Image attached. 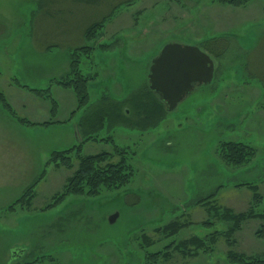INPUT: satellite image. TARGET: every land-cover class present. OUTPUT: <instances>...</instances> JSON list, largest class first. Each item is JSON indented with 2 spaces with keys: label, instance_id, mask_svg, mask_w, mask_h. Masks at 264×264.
<instances>
[{
  "label": "rangeland",
  "instance_id": "1",
  "mask_svg": "<svg viewBox=\"0 0 264 264\" xmlns=\"http://www.w3.org/2000/svg\"><path fill=\"white\" fill-rule=\"evenodd\" d=\"M248 4L231 7L211 0H0V90L19 114L33 115L30 97L22 101L32 91L17 87L15 80L35 88L50 85L53 78L68 70L69 51L86 45L85 27L108 14L110 18L95 37L92 56L80 62L82 72L93 77L88 81L90 102L103 93L120 100L145 87L150 61L168 41L196 45L214 61L211 82L196 86L157 126L145 132L120 126L110 132L116 144L127 149L126 156L134 168L126 186L92 196L70 195L47 207L78 162L73 156L71 168L48 166L45 179L36 187L34 210L24 214L17 210L9 226L4 225L6 221L0 225V264H145L146 254L164 250L171 241L229 227L227 220L212 217L203 205L194 204L219 185L222 187L213 201L218 208L247 211L251 191L241 183H252L262 196L255 208L264 212V163L260 161L264 140L257 139L255 104L251 102L254 108L242 113L253 117L248 124L242 121L241 111L227 105L252 101L254 94L246 92L252 84H259L251 72L253 53H246L256 31L249 26H264V0ZM252 15L254 19L249 18ZM220 50L223 52L215 55ZM115 56L117 63L112 64ZM10 77L12 84L8 83ZM237 88L245 95L237 94ZM50 90L61 101L63 112L76 102L70 89L53 83ZM229 90L233 92L223 94ZM82 110L74 109L65 128L52 127L54 141L47 130L41 131L42 147H54L55 141L58 149L78 143L73 122ZM99 134L106 136V129ZM228 140L251 147L254 153L247 163L236 166L222 160L217 149L219 143ZM102 150L112 152V145L90 140L82 153ZM118 158L114 155L112 160ZM20 180L11 179V187L2 188L0 212L5 199L12 202L20 196ZM7 206L4 212L9 211ZM209 217L214 223L202 225ZM174 220L183 225L168 238L164 227ZM260 223L255 217L243 220L231 246L221 235L215 249L207 253L184 256L173 246L169 258H160L156 264H232L226 255L229 250L264 257V242L254 236ZM8 242L12 247L19 245L18 249L21 246L25 255L13 250L9 253Z\"/></svg>",
  "mask_w": 264,
  "mask_h": 264
},
{
  "label": "trees",
  "instance_id": "2",
  "mask_svg": "<svg viewBox=\"0 0 264 264\" xmlns=\"http://www.w3.org/2000/svg\"><path fill=\"white\" fill-rule=\"evenodd\" d=\"M173 1L177 2L179 0ZM211 2L225 4L231 7H245L252 0H211ZM108 18H110L109 14L85 27L84 38L87 40L86 45L75 47L69 51L68 70L64 75L53 78L50 81V85L35 88L15 80L17 87H21L30 92L32 91L38 98L46 100L49 103V113H51L52 117L55 116L58 101L53 97L50 86L54 83L63 89H70L76 101L75 111L83 108V114L77 122L79 142L65 149L51 151L45 160L41 172L23 188L20 196L7 206V210L13 211L30 208L35 197L36 187L46 176V168L48 166L71 168L73 166V156H75L78 162L73 169L74 171L66 178V182L61 190L52 196L51 202L47 204V207L61 202L70 195L92 196L102 193L104 189L108 190L126 186L133 176L134 168L126 156L127 149L117 145L110 132L113 131V128L120 126L133 131L145 132L157 126L166 117L168 111L165 108L164 102L150 89L148 82L145 87L135 89L120 100L103 93L96 101L90 102L88 81L93 77H91L90 73L84 74L82 72L80 62L82 59H87L92 56V52L96 47L95 37L97 32L104 27ZM207 42V44H210L212 41ZM222 52V50L217 51L215 55H220ZM0 107L7 115H10L18 123L25 126L38 125L44 127L53 123L52 120L43 121L42 123L30 122L28 119L17 115L11 103L7 101L4 92L1 90ZM73 113L74 110L72 111ZM104 128L106 129V136L99 134ZM90 140L109 143L112 145V152L102 150L96 153L83 154V145ZM217 150L223 161L236 166L247 163L248 159L254 153L251 147L244 142L230 140L219 143ZM114 155L119 157L118 160H112ZM241 184L247 186L251 191L252 200L247 211L235 213L232 209L226 207L218 208L213 201L215 200L214 196L222 187L221 185L206 197H200L201 199L197 198L194 202V204L203 205L213 215L212 217L227 220L230 223L227 229L220 232L214 230L203 236L195 235L184 241H175V243L171 241L165 245L164 250L146 254L145 258L147 262L145 264H156L160 258H169V249L173 246V250L179 251L184 256L197 255L200 251L206 253L213 251L216 245L215 242L220 235L224 237L225 243L231 246L234 241L233 234L240 228L241 223L246 218L255 217L261 221L254 230V236L264 242V212L255 208L262 196L259 194L257 185L252 183ZM238 186L241 185L239 184ZM212 217L205 220L202 225L208 226L209 224H213L214 222L210 220ZM182 225L181 222L176 220L166 225L164 230L169 234L167 237L174 236V232ZM145 239L147 242L149 241L146 236ZM226 255L232 264H264V257L259 254L249 255L229 250L226 252ZM27 264L30 263L27 262Z\"/></svg>",
  "mask_w": 264,
  "mask_h": 264
},
{
  "label": "crops",
  "instance_id": "3",
  "mask_svg": "<svg viewBox=\"0 0 264 264\" xmlns=\"http://www.w3.org/2000/svg\"><path fill=\"white\" fill-rule=\"evenodd\" d=\"M231 11L232 10H229V12ZM253 17L254 15H252V17L249 16L250 19ZM256 25L257 24H253L251 25V27L249 26V28H254L256 31L254 32V36H255L254 38L250 36V33H248V36L250 37V39L251 38L253 39L250 40L246 55L253 53L250 57V59L252 60L251 72H252V77H254L258 81L259 84L256 86L252 84L251 85L252 89L246 92L247 95L252 94V93L254 94L253 96L249 95L253 97L252 101H249L248 103L227 104V105L229 106L233 105V110H237L239 112L241 111V114L243 113V111H246L247 109H249V107L256 108V111H255L256 113L253 116H254V120L256 121L255 127H257V131H256L258 134L257 139L261 141V139L264 140V135L262 134L264 133V115H263L264 113V26L263 27L259 26L257 28ZM239 26H236L233 28L231 27V30L234 31V29ZM219 30L221 31L222 29H219ZM112 61H113L112 64H116L117 57L115 56ZM12 81H13L12 77H10L8 79V83L12 84ZM146 82H148V78ZM235 91L237 92V94L245 95V92H243L239 88H237ZM230 92H233V90L226 91L223 94L226 95V94H229ZM65 93L67 96L69 95L67 94V92ZM27 95L28 96H25L24 99L22 98V101L26 102L27 97H30V99L33 102V112L32 113L34 116L28 115L25 113L19 114L17 109L13 108L16 114L28 119L30 122L42 123L43 121L52 120L53 123L48 124L44 127L35 125L31 129L25 130V128H23L24 126L23 124L18 123L10 115H7L5 111L0 107V197L4 194L3 193L4 191L2 189L3 187L5 188L11 187V186H8V184H10L8 183V181H11V179L15 178L17 179V181L21 179L18 184L20 185V189H21L20 193H21L23 191V188L27 186L29 182H31L34 179V177L37 176L41 172V169L43 168L45 160L47 156L49 155V153L51 151H56V149H58L57 141H55L56 146L54 145V147H51V148L45 147V146L42 147L41 138L39 137L41 131L47 130L48 131L47 134H49L50 137L52 136L51 138L54 141L55 138L52 132L54 128L52 127L59 126L60 128H65L69 123L67 122V120L72 117L71 115L72 111L76 107V102L75 103L73 102L72 104L69 105L66 111L63 112L64 110H63L62 103L60 100H58V98H56V101H58V106L55 112V116L52 117L51 113H49V103L46 102V100L38 98L36 95L33 94V92ZM251 102L255 104L254 107L251 106L250 104ZM229 108L232 109L231 107ZM82 114L79 116V118L82 116ZM242 116H243L241 118L242 121L246 122L247 124H248L247 122L248 119H251V120L253 119L251 115L250 117H248L246 116V114H242ZM78 119L77 121L73 122L75 135L77 138H78V133H77ZM34 144H36V147L33 146ZM13 147H15L16 149H14ZM260 156H261L260 161L263 164L264 163V148L260 151ZM54 168L57 169V167H54ZM39 184L37 188L39 187ZM36 193H37V190L35 191V197L30 205L31 207L28 209L20 210V214H24V213L30 212L31 210H34L32 205L34 204V201L37 195ZM5 200H7L5 201L6 203H1L2 208L0 212V225L3 223V221L4 222L6 221L4 225L9 226V223L10 222L12 223L13 219H15V218H12L13 214H16L18 212L17 210H13L11 212L10 211L4 212L3 210L5 209V206L12 203L8 199H5ZM40 209H42V207ZM8 243L9 245L7 246L6 249L9 253L11 250H13L14 253L18 252L22 256L25 255L26 252L21 246H20V249H18L17 246L19 245H14V247H12L11 246L12 242L11 243L8 242Z\"/></svg>",
  "mask_w": 264,
  "mask_h": 264
},
{
  "label": "water",
  "instance_id": "4",
  "mask_svg": "<svg viewBox=\"0 0 264 264\" xmlns=\"http://www.w3.org/2000/svg\"><path fill=\"white\" fill-rule=\"evenodd\" d=\"M150 63L148 86L164 102L167 111L173 110L196 86L209 84L214 75V61L191 44L168 41Z\"/></svg>",
  "mask_w": 264,
  "mask_h": 264
}]
</instances>
